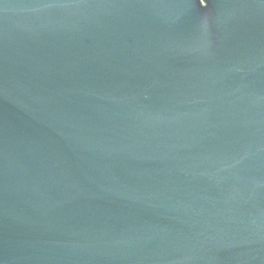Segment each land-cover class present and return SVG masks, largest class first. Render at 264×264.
Returning <instances> with one entry per match:
<instances>
[{"label": "water", "instance_id": "water-1", "mask_svg": "<svg viewBox=\"0 0 264 264\" xmlns=\"http://www.w3.org/2000/svg\"><path fill=\"white\" fill-rule=\"evenodd\" d=\"M0 264H264V0H0Z\"/></svg>", "mask_w": 264, "mask_h": 264}]
</instances>
